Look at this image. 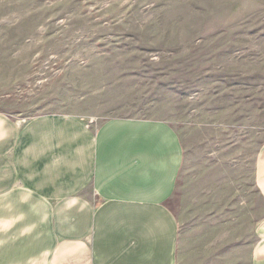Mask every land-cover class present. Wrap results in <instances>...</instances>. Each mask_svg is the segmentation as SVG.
Segmentation results:
<instances>
[{"label": "rangeland", "instance_id": "374dc122", "mask_svg": "<svg viewBox=\"0 0 264 264\" xmlns=\"http://www.w3.org/2000/svg\"><path fill=\"white\" fill-rule=\"evenodd\" d=\"M0 114L169 123L185 264L229 243L244 264L264 215V0H0Z\"/></svg>", "mask_w": 264, "mask_h": 264}, {"label": "crops", "instance_id": "0c3cea01", "mask_svg": "<svg viewBox=\"0 0 264 264\" xmlns=\"http://www.w3.org/2000/svg\"><path fill=\"white\" fill-rule=\"evenodd\" d=\"M185 162L178 132L156 119L96 128L46 114H0V264H185L172 201ZM264 204V144L255 163ZM244 264H264V215ZM205 252L189 264H237Z\"/></svg>", "mask_w": 264, "mask_h": 264}]
</instances>
